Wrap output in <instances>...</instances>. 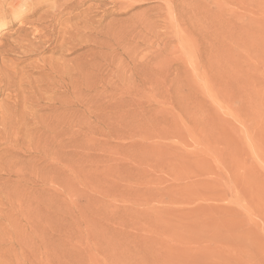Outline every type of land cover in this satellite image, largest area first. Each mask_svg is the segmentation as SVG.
<instances>
[{
  "label": "rangeland",
  "instance_id": "rangeland-1",
  "mask_svg": "<svg viewBox=\"0 0 264 264\" xmlns=\"http://www.w3.org/2000/svg\"><path fill=\"white\" fill-rule=\"evenodd\" d=\"M8 21L0 264H264V0Z\"/></svg>",
  "mask_w": 264,
  "mask_h": 264
},
{
  "label": "clouds",
  "instance_id": "clouds-1",
  "mask_svg": "<svg viewBox=\"0 0 264 264\" xmlns=\"http://www.w3.org/2000/svg\"><path fill=\"white\" fill-rule=\"evenodd\" d=\"M46 4L47 0H17V3L11 7L0 6V32L7 30L9 15L12 19L19 21L35 8L45 6Z\"/></svg>",
  "mask_w": 264,
  "mask_h": 264
},
{
  "label": "bare ground",
  "instance_id": "bare-ground-1",
  "mask_svg": "<svg viewBox=\"0 0 264 264\" xmlns=\"http://www.w3.org/2000/svg\"><path fill=\"white\" fill-rule=\"evenodd\" d=\"M16 4V3H15ZM4 93V92H3Z\"/></svg>",
  "mask_w": 264,
  "mask_h": 264
}]
</instances>
